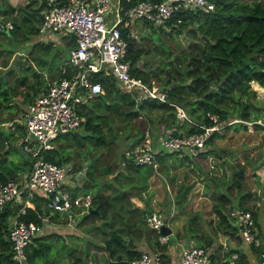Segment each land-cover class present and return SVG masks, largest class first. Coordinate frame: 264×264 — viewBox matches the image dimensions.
I'll list each match as a JSON object with an SVG mask.
<instances>
[{
  "label": "trees",
  "instance_id": "16d2710c",
  "mask_svg": "<svg viewBox=\"0 0 264 264\" xmlns=\"http://www.w3.org/2000/svg\"><path fill=\"white\" fill-rule=\"evenodd\" d=\"M57 1L67 3L72 0ZM137 1L139 0H121L122 21L126 16V8ZM213 2L214 8L208 11L201 8L177 9L165 25L157 26L161 31L165 26H170L168 34L186 30L191 42L176 52L171 49L160 50L157 45H146L141 38L150 40V37L142 36L140 30H137L139 36L134 32L135 19L128 26L120 23L122 34L127 40L126 58L131 63V73L142 76L148 82L154 74L158 75L161 87L166 89L167 101L157 97L137 99L134 91H125L119 87L113 76L97 71L93 76L101 81L103 92L79 104L83 120L77 127L57 135L54 138L55 146L44 153L47 159L55 163L71 162L75 170L84 167V178L74 192L90 191L93 200L89 210L77 216L76 224L84 230H94L96 226L106 233L103 241L98 243L105 250L103 264H131L142 252L135 240L142 237L144 231L152 234L153 250L160 251L164 260L168 261L172 237L168 234L167 240L161 242V232L158 229H152L154 234L150 231L145 215L159 206V210H166L163 214L165 223L168 224L171 210L169 211L167 201L163 202L165 197L159 199L154 196L155 187L152 183L159 181L160 188H166L168 182L177 181V173L173 169L184 163L190 166L199 165L200 159L205 160L213 155L219 157V173L211 174L204 181L206 193L210 192V212L215 216L206 218L202 215L210 236L205 237L203 232L199 220L201 209L185 211L190 195L194 192L192 182H186L182 178L175 185L174 202L178 208L174 211H181L185 215L184 231L178 230L184 238L195 236L197 242L208 248L213 246L219 231L240 239V236L235 235L236 226L232 224L233 219L228 213L232 204L250 208L255 220L257 218V210L249 203L254 200V189L247 179L248 165L251 167L250 171L255 170L251 150L256 144L243 142L235 148L219 141L224 142L223 137L226 139L228 134L224 129L231 125L249 131L252 128L264 130V0ZM44 6V2L36 0H0V22L11 21L13 24L11 28L0 29V58L2 53H14L16 44L22 46L38 32ZM142 20L144 24L156 27L152 21ZM53 44L50 41H37L32 44L29 54L25 55L28 62L23 63L26 74L13 76L14 68L6 69L0 74V125L7 126L5 121L16 118L27 108L38 91L47 88V82L41 79V71L29 70L30 59H37L39 66L47 65L48 70L57 68L51 73V79L66 73V70L62 71L61 65L68 67V57L62 58L60 66L54 65L55 56L61 50H55L50 58L40 54L32 57L36 48L46 52L44 54L53 51ZM62 44L64 49H70L76 44L74 36ZM154 50L164 55L159 58L155 67L147 68L144 56ZM0 65L7 67L8 63L3 61ZM11 75L13 82L9 78ZM254 82L258 84L255 85ZM170 102L182 105L189 117L199 123H218L223 126L211 131L204 147L196 154L183 148H159L155 153L157 167L152 163H135L125 157V149L122 151V147L136 146L147 135L153 137L152 143L156 146L158 137L156 138L149 124V120H155L154 109H159L164 114L168 112L166 116L162 114L157 121L159 124L165 121L164 130L171 129L174 125L176 129L173 133L199 132L204 129L188 119L178 118L176 107ZM12 129L9 134L0 131L2 181L9 178L20 179L31 168V159L26 155L21 153L22 159L8 156L9 148H13V144L18 142L21 146L20 138L25 132L19 123ZM123 133L125 143L122 145L119 136ZM247 145V151L239 153L240 148ZM169 172L171 173L168 174ZM253 176L255 178L257 175ZM108 189H111L110 193L106 192ZM134 196L139 197L143 205L135 204L132 201ZM256 201L257 199L253 203L256 204ZM126 202L131 205L128 206ZM18 207V202H10L0 208V264L14 262L9 229L10 217L16 213ZM134 212H138L139 219ZM59 216L60 213L50 211L46 198L40 192L34 194L31 204L20 215L25 220H34L39 224L43 223L44 217L54 220ZM96 219H99V223ZM56 240L57 237L51 233L34 236L26 245L23 264H57L54 262L56 259L61 261V257L58 253L56 255L57 247L55 252L52 249L53 245L56 246ZM62 241L65 243L66 238H62ZM181 243L180 253L182 246L188 241ZM251 248L261 255L259 243H253ZM232 251L238 252L235 264H249L248 254L242 247L227 248V255ZM77 258L82 260L77 262L74 259V264H90L83 257ZM72 259L69 258V261ZM69 261L64 264H69Z\"/></svg>",
  "mask_w": 264,
  "mask_h": 264
},
{
  "label": "built area",
  "instance_id": "2783aa9c",
  "mask_svg": "<svg viewBox=\"0 0 264 264\" xmlns=\"http://www.w3.org/2000/svg\"><path fill=\"white\" fill-rule=\"evenodd\" d=\"M44 2L43 19L39 25L37 37L45 35L57 37L73 35L76 44L70 48L69 57L64 66L66 73L52 79L46 89L37 92L27 108L13 119L5 121L14 128L22 124L25 132L20 138L21 147L31 159V168L20 179L0 180V208L10 202H18L19 207L11 217L9 238L13 250L11 264H23L26 258V245L31 239L42 234V224L20 217L31 204L36 192L46 198V205L52 213H61L70 223L77 221L91 207L93 196L90 191L74 192L84 178V167L73 169L71 162L55 163L45 157V151L55 146L54 138L77 127L84 116L79 104L87 102L96 93L103 92L102 83L93 73L102 71L111 75L117 85L125 91H134L136 98L157 97L167 101L166 89L160 82L131 73V63L126 58L127 40L122 34L121 25L127 26L131 19L141 17L152 21L156 26L165 25L173 13L180 8H201L208 11L214 8L213 0H139L126 8L125 18L121 10V0H72L59 3L57 0H36ZM13 26L11 21L0 22V29ZM52 39V37L50 38ZM173 103V102H170ZM174 104V103H173ZM177 117L188 119L204 129L199 132L173 133L176 126L163 130L154 146L149 137L140 144L125 148V157L135 163H152L157 167L155 153L159 148L168 150L187 149L196 154L205 145L211 131L221 124L205 125L193 120L182 108L176 109ZM164 146V147H163ZM235 233L243 242L258 244L254 230L255 219L250 208L232 204L228 211ZM43 219H48L44 217ZM56 219V218H55ZM54 219V220H55ZM149 227L158 229L165 223L161 211L152 210L145 215ZM44 221V220H43ZM168 234L159 236L165 242ZM182 264H235L237 251L217 261L212 257L210 248L189 241L181 248ZM131 264H170L164 260L160 251L142 250ZM259 264H264V251Z\"/></svg>",
  "mask_w": 264,
  "mask_h": 264
},
{
  "label": "rangeland",
  "instance_id": "374dc122",
  "mask_svg": "<svg viewBox=\"0 0 264 264\" xmlns=\"http://www.w3.org/2000/svg\"><path fill=\"white\" fill-rule=\"evenodd\" d=\"M134 27H135L134 32H136L138 36L139 34L137 30H140L142 36L146 35L150 37V40H148L147 38H141V40L146 45H157L158 49L160 50L166 51L168 49H171V51L176 52V51L181 50L184 46L187 47V45L191 42V39L187 37V33L185 29H183V31L180 33L173 31V34H168L167 32L170 29V26H165V29L161 31L160 28L157 26L155 27L150 24L148 25L144 24L141 17L137 18V21L135 22ZM51 37L52 39H50ZM39 38L40 37H37V36L31 37L27 42H24L22 44V46L24 47H22L19 44H16L14 53H9V52L2 53L1 55L2 57L0 58V64H3V61H6L8 65L7 67L0 65V74L5 72L6 69H10V68L15 69L13 76L17 74L19 75L21 73L26 74L27 71L24 69L23 63L28 62V59L25 57V55L29 54V50L31 48L29 45H31L33 41ZM40 39H43L46 41H49L50 39L54 41V44H53L54 50L50 51L48 54H44L46 52H41L40 49L36 48L34 52L32 53V57L35 54L37 55L40 54V55L46 56L47 58H50V56L55 52V50L57 51L61 50V53L55 56V59H56L55 64H54L55 66H59V64L62 61V58L64 59L65 57H69L70 49H64L62 40H58L57 37H53L52 35H48V34L45 35L44 38L42 37ZM163 55L164 53L161 54L158 50L149 51L144 56V61H146L145 67L147 68L155 67L156 64L159 62V60L161 59L160 57H162ZM19 62H21L20 66H19ZM29 64H30V68H29L30 71H34L35 69L41 71V79H43L44 82H48L51 79V73L57 69L55 68V70L52 71V70H48L47 65L39 66L37 59H30ZM13 76L12 75L9 76L10 81L12 82H13ZM153 76L154 77H151V79H154L157 82H160V78L158 77V75L154 74ZM174 105L176 109H178L179 106L182 107V105L176 102L174 103ZM182 108L187 112L186 108L184 107ZM153 111H155L153 115L155 120L154 121L149 120V124L151 125L150 127L154 135L157 138L160 135V133L165 129V121L160 122V124L157 121H159V118L161 117L162 114L166 116L168 112L164 114V112L159 109H154ZM0 131H2L4 134H9V133H12L13 129L5 125H0ZM224 131L228 133L226 134L227 138L225 139V137H223L224 142L219 141L221 144L224 143L223 145H228V146L233 145L235 148H237L243 142H249L252 144H256V146H254L251 150V152L253 151L254 156H255L254 161H253V165L255 167V173L253 172L254 170L250 171L249 168L251 167L250 165H248V174H247V179L250 182L252 188L254 189L253 196H255L254 200L250 201L249 203L250 204L252 203L251 206L255 208L256 204L253 202L256 199L257 201L260 200L259 195L262 196V194H264L263 192L264 191V183H263L264 182V159H262V155H264V130L262 129L255 130L254 128H252L249 131V129L245 130L242 127L235 128L234 126L231 125L225 128ZM120 135H121L119 136L120 144L122 143L123 145L125 143L124 142L125 138H123L124 133ZM147 137H149L151 141L153 140V137L151 135H147ZM125 148L126 147H122V151ZM247 149H248V145L245 148L241 147L239 150V153L242 154L245 151H247ZM221 152L224 153L223 151ZM8 156L12 158H16V159L17 158L22 159L21 152H19L18 150L14 148H9ZM218 158L219 157H217L216 155L208 156V158H206L205 160L200 159L199 165L193 164L192 166H190L189 164L184 163L182 166H178L177 168L173 169V171L175 170L177 173V181L184 178L186 182H192L194 192L190 195V198H189V195L187 196L189 198V202L186 206L185 211L188 212V211H192L196 209H201L202 214L200 215L199 220L201 221L203 227L205 225H204V218L202 217V215H204L206 218H209L212 216L210 212V206H211V199L209 198L210 192L206 193L205 191L206 187L204 185V181L205 179H209L211 174L219 173V165L217 162ZM170 173L171 172H169L168 174ZM251 173L253 174L251 175ZM254 174L257 175L255 176V178L253 176ZM177 181L168 182L166 185V188L162 186V189L160 188L161 185L159 181L153 182L152 185L153 187H155L154 196L159 199L162 198V196L165 197L163 198V202L167 201V206L169 208V211L171 210L168 216V218L170 217V219L167 222L173 229L172 232L170 233L172 237L171 242H170V251H174V252L178 251V255L176 256V258L180 261L181 256H180L178 249L180 248L179 246H181L182 244L181 241L183 242L184 240H186L188 242L192 241L196 243L198 239L195 236L184 238L182 234L178 233V230H177L178 227L180 228L181 231H184L183 227L186 223V219H185V215L182 214L181 211L180 213H176L174 211V210H177L178 208L177 207L178 205L174 202V194H175L174 191L176 190L175 185H177ZM257 191L260 192L259 195H256ZM106 192L110 193L111 189H108ZM132 201L137 205H140V206L143 205V201L137 196L132 197ZM129 205L131 204L128 203V206ZM153 210L161 211L162 213H164L163 211H166L163 209L159 210V206H156L155 209ZM134 214H136V216L139 219L138 212L137 213L134 212ZM256 216L257 218L254 224V230L257 234V238H259L258 241L263 244V240H264V202L260 206L259 210L256 212ZM56 219H58V222H54L53 220L44 219L43 224H42V233L44 234L51 233L52 235L57 237V240L55 241L56 246L53 245L52 249L55 252L56 247H57L56 255L58 253V256L61 257V261H58L56 259L54 263L64 264L65 261H69V258H73L72 260L69 261V264H74L73 262L75 260L77 262L82 260L81 258H77V256H80V257H83V259L90 264H93L95 262H97L98 264H103V262L105 261V250L98 243L103 241V237L106 235V233H104L102 230H100V228L96 226L94 227V230H84L82 226L80 227L78 224H76V222L75 223L68 222L65 218L62 217V214ZM96 222L99 223V219H96ZM152 229L153 228L150 229L151 232H152ZM121 231L124 234H126L123 228H121ZM147 232L144 231L145 234ZM145 236L149 237L147 235ZM62 238L63 239L66 238L65 243L62 241ZM135 239L136 237L134 238V240ZM72 246L73 247L76 246V248L75 247L72 248ZM151 246H152V242H151ZM60 257H57V258L60 259ZM172 263L177 264L176 261H173Z\"/></svg>",
  "mask_w": 264,
  "mask_h": 264
},
{
  "label": "crops",
  "instance_id": "0c3cea01",
  "mask_svg": "<svg viewBox=\"0 0 264 264\" xmlns=\"http://www.w3.org/2000/svg\"><path fill=\"white\" fill-rule=\"evenodd\" d=\"M135 20L137 21V19L135 18ZM133 23V19H131L130 20V22H129V24L131 25ZM128 24V25H129ZM127 25V26H128ZM33 36H37V33L35 34V35H33ZM33 36H31V37H33ZM57 36V39L58 40H62L63 42L64 41H67V39L68 38H70L71 36H73V35H61V34H57L56 35ZM30 37V38H31ZM59 37V38H58ZM29 38V39H30ZM28 39V40H29ZM28 40H26L25 42H27ZM37 41H44V42H53L54 43V41H52V40H50L49 39V41H46V40H43V39H37V40H35V41H33L32 43H31V45H29L30 47H32V44L33 43H36ZM62 42V43H63ZM24 47V46H23ZM31 49V48H30ZM68 59V58H67ZM67 59H66V61H67ZM61 64V63H60ZM60 64H59V66H60ZM64 66L65 65H61V67H62V71H64ZM59 68V67H58ZM36 70V69H35ZM54 73V71L52 72V74ZM60 77V76H59ZM56 78H58V77H56ZM52 79H55V78H52ZM52 79H50L48 82H47V86H48V83L52 80ZM254 84L256 85V84H258L257 82H254ZM28 104V103H27ZM26 104V105H27ZM26 105H25V107H26ZM24 107V108H25ZM17 144H19L18 142L17 143H15V144H13V145H17ZM252 154H253V156H254V153L252 152ZM254 158H255V156H254ZM262 158L264 159V155H262ZM254 173H255V170L253 171ZM260 181V180H259ZM261 182V181H260ZM264 183V182H263ZM256 185H258V184H256ZM264 192V191H263ZM257 193H258V195L260 194V192H258L257 191ZM259 198H260V200H258V201H256V206H255V208L254 209H256L257 211L259 210V208H260V206L262 205V203L264 202L263 200H264V194H262V196H260L259 195ZM254 216V215H253ZM212 217H214L215 218V216L214 215H212ZM255 219V218H254ZM54 222H58V219H55V220H53ZM255 222H256V220H255ZM170 226V225H169ZM171 227V226H170ZM203 227V226H202ZM172 228V227H171ZM203 229H204V234H205V237L207 236H210V234H209V232H208V230L206 229V226H204L203 227ZM173 230V229H172ZM177 230H180V228L178 227V229ZM181 231V230H180ZM183 232V231H182ZM182 232L180 233V234H182ZM145 235H147V236H149V237H146ZM235 235H237L236 233H235ZM239 236V235H238ZM216 238H215V241H213V246H211L210 247V250H211V254H212V257H214L217 261H220L221 259H223V257L225 256V257H228V255H227V248H231V247H233V246H239V247H242L243 248V250L248 254V258H249V264H259V262H260V255H259V253H256V252H254L253 250H252V244H248V243H245V242H243V240L240 238L239 239V237L238 238H235V237H233V236H231V235H229L228 233H223L222 231H219V233L215 236ZM257 239H259V238H257ZM152 240H153V237H152V234H150V232L148 231L146 234L145 233H143V236L142 237H139L137 240H135V242H136V244L138 245V247L139 248H141L142 250H153V248H152V246H151V242H152ZM196 243H199V242H197L196 241ZM259 244L261 245V252L262 251H264V240H263V244L261 243V242H259ZM180 247V246H179ZM180 249V248H179ZM178 249V250H179ZM179 253H180V251H179ZM178 255V251L177 252H174V251H170V247H169V250H168V262L170 263V264H173L172 262L173 261H176V263L177 264H182L181 263V260L179 261L177 258H176V256ZM178 258H180V257H178Z\"/></svg>",
  "mask_w": 264,
  "mask_h": 264
},
{
  "label": "water",
  "instance_id": "95a60500",
  "mask_svg": "<svg viewBox=\"0 0 264 264\" xmlns=\"http://www.w3.org/2000/svg\"><path fill=\"white\" fill-rule=\"evenodd\" d=\"M99 93H96V95H98ZM14 149H16V150H18V151H20L23 155H26L28 158H29V155L27 154V152L19 145V144H17V145H13L12 146ZM160 232L162 233V234H170L171 232H172V228L168 225V224H166V223H164L161 227H160Z\"/></svg>",
  "mask_w": 264,
  "mask_h": 264
}]
</instances>
